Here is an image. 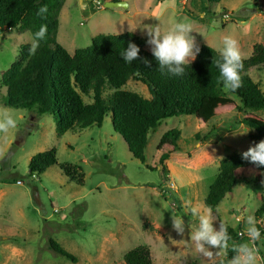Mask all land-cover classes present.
Segmentation results:
<instances>
[{"label":"rangeland","instance_id":"obj_1","mask_svg":"<svg viewBox=\"0 0 264 264\" xmlns=\"http://www.w3.org/2000/svg\"><path fill=\"white\" fill-rule=\"evenodd\" d=\"M100 1L102 6L96 7L94 0H84L85 11L77 0L64 2L55 36L69 53L90 45L96 34L132 32L146 42L148 37L140 28L144 24L159 23L166 30L173 21L185 19L193 25L191 35L199 48L205 44L218 51L223 36L231 35L248 58L255 43L264 44V4L260 1L256 5L255 0L212 4L207 0H122L126 7H105L107 0ZM32 38L26 29L0 30V77L18 60L20 45H30ZM145 47L151 51L147 43ZM248 75L264 92V69H251ZM121 89L150 97L146 85L135 78ZM102 90L104 98L112 92L107 85ZM5 98L6 88L0 84V109L10 110L17 121L16 128L0 133V264H125L123 255L137 245L149 247L152 264H208L225 258L224 250H213L219 252L213 261L197 256L187 224L191 228L198 219L189 209L197 207L201 214L207 209L204 198L220 160L251 145L252 129L239 119L249 112L264 118V108L228 110L207 122L192 115L165 118L148 134L142 163L113 130L110 113L100 127H74L58 135L51 114L4 106ZM82 98L92 102L91 96L82 94ZM212 127L214 132L206 137ZM246 128L250 130L241 134ZM169 129L180 133L179 150L164 161V173L159 166L163 151L156 146ZM53 147L57 164L29 176L30 158ZM63 164L81 167L82 185L69 181L60 168ZM262 172L254 167L238 172L232 193L213 210L214 228L218 230L222 221L234 229L241 225L244 233L246 224L237 220L236 209L255 217L261 204L257 176L264 192ZM170 182L175 189L164 194L162 189ZM172 216L184 219L183 235L173 229ZM256 221L264 230V218ZM49 237L77 261L51 252ZM241 237V243L248 241L246 235ZM256 246L264 257V239Z\"/></svg>","mask_w":264,"mask_h":264},{"label":"trees","instance_id":"obj_2","mask_svg":"<svg viewBox=\"0 0 264 264\" xmlns=\"http://www.w3.org/2000/svg\"><path fill=\"white\" fill-rule=\"evenodd\" d=\"M65 1L0 0V30L21 28L30 31L33 36L41 24L47 26L46 36L40 41L36 53L29 54L30 45L21 44L18 60L1 74L0 84L6 88L4 106L34 111L37 115L51 114L56 121L58 135L74 127H100L106 114L110 113L113 130L122 137L131 156L142 163L148 134L165 118L192 115L207 122L228 110L264 108V92L248 75L251 69H264V44L255 43L250 56L243 60L240 72L242 87L234 92L225 91L219 79V70L212 63V59L218 58L219 53L205 44L200 46L196 59L185 68L182 76L171 75L166 69L161 71L151 51L146 49L145 40L132 32L96 34L91 38L90 45L77 48L70 54L55 36L60 24L58 15ZM219 1L207 0L209 4ZM257 1L264 4V0H255L256 5ZM41 5L47 6L43 17L37 15ZM129 42L139 46L140 57L146 58L150 66L139 59L132 63L123 60L121 53ZM130 78L145 84L150 97L122 90L121 87ZM104 85L112 90L107 98L102 97ZM82 94L91 96L92 102L85 103ZM230 95L235 96L239 102ZM238 122L252 129L249 135L251 145L264 139V118L261 116L249 112ZM214 130L212 127L205 134L206 137ZM179 138L177 129H169L157 143V149L163 151L159 157V166L164 173H167L164 161L171 153L179 150ZM55 164L54 147L39 152L28 162V175L42 174ZM247 167H254L258 173L264 171V167L257 168L244 160L242 152L221 159L218 173L204 198L206 208L214 210L227 194H231L238 172ZM60 168L69 181L83 184L84 176L79 165L63 164ZM256 183L259 185L258 196L261 201L255 213L257 220L264 218V192L260 176H257ZM257 227L264 234L258 224ZM242 230L241 225L235 229L228 226L231 239L225 258L208 264H220L221 261L227 264L234 255L232 246L242 242ZM47 246L55 255L71 262L77 261L72 253L51 237L47 239ZM123 260L125 264H152L151 252L146 245H137L128 250Z\"/></svg>","mask_w":264,"mask_h":264},{"label":"clouds","instance_id":"obj_3","mask_svg":"<svg viewBox=\"0 0 264 264\" xmlns=\"http://www.w3.org/2000/svg\"><path fill=\"white\" fill-rule=\"evenodd\" d=\"M77 2L81 11L87 10L88 5L84 3V0H77ZM95 2L99 4L100 0H95ZM46 12L47 6L41 5L37 10V15L43 17ZM154 19L158 21L159 17ZM140 28L148 37L146 43L151 46V53L158 62L161 71L166 69L171 75H184L185 68L190 66L200 51L195 36L191 35L194 31L192 23L185 19L173 21L166 30H162L159 23L144 24ZM46 33L47 26L41 24L30 42L29 54L36 53L40 41L45 38ZM139 53V46L129 42L121 56L126 63H132L139 59L150 66V62L146 58L140 57ZM218 53V58L214 57L212 63L219 70V79L224 90L234 92L243 85L240 72L246 57L241 53L239 42L231 35L223 36L222 47L218 49ZM16 127L17 121L10 110L0 109V133H7L9 129ZM249 130L246 128L240 133L243 134ZM242 158L257 168L264 167V139L250 145L246 151L242 152ZM261 175H264V172ZM189 211L198 219V223L191 228L187 224L190 229L189 240L193 243L197 256L213 261L214 257L219 255L218 251L213 250H224L226 255L231 239L228 226L220 221L219 229L214 228L213 221L216 216L213 215V209L210 207L203 214L197 207H191ZM236 211L239 213L236 217L237 220L246 224L242 235H246L248 241L232 246L231 250L234 255L227 261V264H264V257L259 255V248L256 246V242L264 238L257 227L255 217L251 214L245 216V213L240 212L239 209ZM172 227L178 234H184L186 225L182 216H172ZM220 264H224V261H221Z\"/></svg>","mask_w":264,"mask_h":264},{"label":"water","instance_id":"obj_4","mask_svg":"<svg viewBox=\"0 0 264 264\" xmlns=\"http://www.w3.org/2000/svg\"><path fill=\"white\" fill-rule=\"evenodd\" d=\"M105 7H126L127 4L123 2L122 0L114 1V0H108L104 4Z\"/></svg>","mask_w":264,"mask_h":264},{"label":"built area","instance_id":"obj_5","mask_svg":"<svg viewBox=\"0 0 264 264\" xmlns=\"http://www.w3.org/2000/svg\"><path fill=\"white\" fill-rule=\"evenodd\" d=\"M94 4H95L96 7H99L100 5L102 6L101 1H100L99 4H97V3L95 2V0H94ZM33 177H35V174H33ZM172 189H175V185H174L173 182H170V183H169V186H166V187L164 186V187H163L162 192H163L164 194H166L168 191H170V190H172ZM239 234H241V232H239Z\"/></svg>","mask_w":264,"mask_h":264},{"label":"crops","instance_id":"obj_6","mask_svg":"<svg viewBox=\"0 0 264 264\" xmlns=\"http://www.w3.org/2000/svg\"><path fill=\"white\" fill-rule=\"evenodd\" d=\"M107 1H108V0H107ZM105 2H106V1H105ZM74 51H75V50H74ZM74 51H73V52H74ZM70 54H72V53H70Z\"/></svg>","mask_w":264,"mask_h":264}]
</instances>
